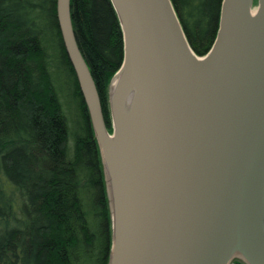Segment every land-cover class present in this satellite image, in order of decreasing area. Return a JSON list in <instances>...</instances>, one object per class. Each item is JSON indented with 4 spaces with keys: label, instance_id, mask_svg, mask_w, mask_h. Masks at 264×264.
I'll return each instance as SVG.
<instances>
[{
    "label": "water",
    "instance_id": "water-1",
    "mask_svg": "<svg viewBox=\"0 0 264 264\" xmlns=\"http://www.w3.org/2000/svg\"><path fill=\"white\" fill-rule=\"evenodd\" d=\"M111 1L124 44L109 86L112 132L76 39L71 0L57 1L103 163L109 264H264V0L255 11V0H223L203 56L172 0ZM122 70L135 95L123 129L120 95L111 92Z\"/></svg>",
    "mask_w": 264,
    "mask_h": 264
},
{
    "label": "trees",
    "instance_id": "trees-1",
    "mask_svg": "<svg viewBox=\"0 0 264 264\" xmlns=\"http://www.w3.org/2000/svg\"><path fill=\"white\" fill-rule=\"evenodd\" d=\"M57 1L0 0V264H109L103 163ZM172 2L192 49L207 54L223 0ZM71 13L112 131L109 86L124 53L118 16L111 0H71ZM61 90L76 104L73 121Z\"/></svg>",
    "mask_w": 264,
    "mask_h": 264
},
{
    "label": "bare ground",
    "instance_id": "bare-ground-1",
    "mask_svg": "<svg viewBox=\"0 0 264 264\" xmlns=\"http://www.w3.org/2000/svg\"><path fill=\"white\" fill-rule=\"evenodd\" d=\"M255 10L256 8H254V11ZM119 88L120 90H118ZM111 89H112L111 90L112 96H114L117 91L118 94L120 95L121 129H123L124 127L126 128L129 126L132 119L134 103H135V95L133 91H131V89L125 85V75L123 70L115 76L112 82ZM110 135L114 140V142H118V137L115 136L116 134L111 133ZM262 220L264 224V211L262 213Z\"/></svg>",
    "mask_w": 264,
    "mask_h": 264
},
{
    "label": "rangeland",
    "instance_id": "rangeland-1",
    "mask_svg": "<svg viewBox=\"0 0 264 264\" xmlns=\"http://www.w3.org/2000/svg\"><path fill=\"white\" fill-rule=\"evenodd\" d=\"M255 8L257 9L258 7V0H255L254 3ZM61 95H62V100L64 103V108L66 110L67 115L69 116L70 120L73 121L74 118H76V104L74 102H71V100L69 99V97H66L63 92V90H61ZM112 123V121H111ZM70 124V121H69ZM112 127V126H111Z\"/></svg>",
    "mask_w": 264,
    "mask_h": 264
}]
</instances>
